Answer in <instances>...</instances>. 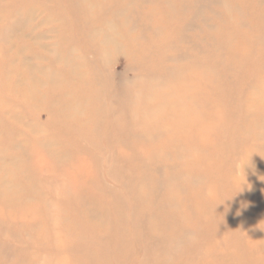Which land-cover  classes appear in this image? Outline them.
Instances as JSON below:
<instances>
[{"label": "rangeland", "instance_id": "rangeland-1", "mask_svg": "<svg viewBox=\"0 0 264 264\" xmlns=\"http://www.w3.org/2000/svg\"><path fill=\"white\" fill-rule=\"evenodd\" d=\"M0 264H264V0H0Z\"/></svg>", "mask_w": 264, "mask_h": 264}]
</instances>
